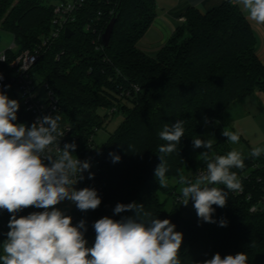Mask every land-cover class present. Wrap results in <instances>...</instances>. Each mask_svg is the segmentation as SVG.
I'll return each mask as SVG.
<instances>
[{"label":"trees","instance_id":"1","mask_svg":"<svg viewBox=\"0 0 264 264\" xmlns=\"http://www.w3.org/2000/svg\"><path fill=\"white\" fill-rule=\"evenodd\" d=\"M41 2L0 0V27L14 36L17 49H6L9 61L23 50H33L50 32L52 9ZM100 11L98 29L86 30L87 22L98 21ZM183 16L184 24L152 56L138 43L157 17V0H90L71 25L75 33L69 38L61 35L40 56L37 72L59 98L60 107L54 115L61 117L60 126L73 127L78 136L76 150L88 151L89 138L108 120L100 116L99 108L117 106L126 114L97 152L98 172L83 185L97 191L101 204L95 210L72 208L63 214L72 218L73 226L85 221L86 246L92 247L94 222L105 216L115 220L134 217L133 212L114 214L113 210L118 203L137 202L150 213L149 219H169L175 231L183 234L180 264H202L216 253L222 258L245 253L247 264H264V206L250 210L264 197L263 153L258 158L244 156V168L231 169L242 184V193L217 184L227 192V200L223 208L212 206L215 223H197L185 217L180 194L169 182L161 187L155 176L162 163L160 155L168 169L167 179L180 180L181 175L206 167L204 157L195 159L191 153L193 138L205 134L208 123H220L214 128L213 156L227 155L232 151L230 141L222 135L228 125L227 109L256 91L264 92L258 37L236 3L226 0L206 13L191 6ZM114 17L117 20L109 45L100 48L101 36ZM7 67L0 65V69ZM134 85L139 91L135 92ZM124 90L131 95L120 97ZM177 120L184 121V136L174 152L161 154L159 147L168 142L161 140L159 133L165 124ZM109 153L120 160L113 163ZM186 178L194 182L195 177ZM161 191L176 194L169 210L165 209L167 201L160 198ZM29 208L18 211L17 218L29 215ZM0 211L7 224L1 235L5 239L12 214ZM221 220L226 226H220Z\"/></svg>","mask_w":264,"mask_h":264},{"label":"clouds","instance_id":"2","mask_svg":"<svg viewBox=\"0 0 264 264\" xmlns=\"http://www.w3.org/2000/svg\"><path fill=\"white\" fill-rule=\"evenodd\" d=\"M246 18L264 24V0H236ZM2 79V77H0ZM10 87V86H6ZM19 103L0 92V209L12 214L8 223L7 239L2 243L0 264H180L178 252L183 234L175 231L169 219L152 218L137 202L118 203L114 214L133 212L135 216H122L115 220L108 216L94 222L95 242L87 247L85 221L76 226L72 218L56 208L62 201L72 202L80 211L95 210L101 198L94 188L77 189L75 185L94 174L90 162L80 160L74 153L73 141L60 147L65 132L60 128L59 115L38 117L31 126L16 124ZM184 121L165 124L160 131L161 140L168 142L159 147L161 154L176 150L184 136ZM232 143L239 142V135L223 131ZM213 139L193 138L194 148H205L200 154L208 162L205 171L196 174L195 182L181 175L180 201L187 206L193 201L197 217L206 223H215L212 207L226 205L227 192L212 185L222 184L227 191H240L242 184L232 168L243 169L244 158L237 150L224 156H210ZM55 145V154L53 147ZM264 148H253L250 156L258 158ZM112 162L120 160L109 153ZM155 170L161 187H167V167L163 162ZM47 161V163H45ZM44 209L17 218L24 208ZM220 226H226L221 220ZM247 255L237 253L221 257L216 253L202 264H247Z\"/></svg>","mask_w":264,"mask_h":264},{"label":"built area","instance_id":"3","mask_svg":"<svg viewBox=\"0 0 264 264\" xmlns=\"http://www.w3.org/2000/svg\"><path fill=\"white\" fill-rule=\"evenodd\" d=\"M50 8L52 9V19H51V30L48 34L42 36L40 43L33 50L26 49L20 52L12 61H9L6 50L0 52V65L7 68L0 69V92L6 93L9 87L17 84L21 92L20 97V112L17 115L16 124H25L31 126L33 122L37 120L38 117L42 118L44 116H53L60 107L59 98L50 87L49 83L43 78L36 76L38 75L36 69V63L40 56L49 48L54 41L60 38L61 35H65V30L71 28V25L76 23L78 20V13L87 5L90 0H50ZM113 13V11H111ZM103 13L98 12L97 22H87L85 25L86 30L93 29L95 32L100 26L99 21H101V16ZM185 20V18H183ZM100 48L105 46L100 43L98 45ZM135 92L139 91V87L134 85ZM131 92L129 90H124L119 93L120 97L130 96ZM108 109V115L112 116L118 111L117 106L106 107ZM23 116V117H22ZM61 130L65 132V135L60 140V147L62 148L65 143L78 142V136L73 130V127L64 124L60 126ZM89 150L85 152H79V149L75 151V155L82 161L90 162L89 171L93 174L98 172V167L96 163V155L99 151L101 145L95 143V135L89 138ZM53 147V154H55V145ZM47 163V161H45ZM206 167L198 168L192 171L193 176L196 178V174L199 171H205ZM84 179L78 182L75 187L77 189L84 188V182L88 179V172H84ZM237 193H242V190L237 191ZM180 200V197H179ZM259 204L264 206V197L260 203L253 205L251 211H257L259 209ZM73 208H76L74 205ZM32 212H38L37 208H29V214ZM7 228V224L3 222L0 211V255H3L2 242L4 239L1 238L2 231ZM95 241H92L94 244Z\"/></svg>","mask_w":264,"mask_h":264},{"label":"rangeland","instance_id":"4","mask_svg":"<svg viewBox=\"0 0 264 264\" xmlns=\"http://www.w3.org/2000/svg\"><path fill=\"white\" fill-rule=\"evenodd\" d=\"M51 2L52 1L50 0H42L41 5L48 8L50 7ZM257 34L259 36L258 38L260 43L263 45L264 43L263 33L260 30H258ZM13 43H14V36L10 32L0 27V52L4 51L6 48L11 47ZM12 49H14L15 51L17 50L16 47ZM36 76L41 77L39 74ZM5 94L9 97V99H14L18 101L19 103V109L17 112L18 115V113L20 112L21 92L17 84H14L12 87L10 86ZM122 102L128 104L129 106L132 105L127 100H123ZM98 112L103 119H106L108 117V120L100 129L96 131V135H95V143L98 145H103L109 139V137L115 132L118 126L123 122L126 114L123 111L118 110L115 112L114 115L109 116L108 109L106 107L99 108ZM226 117L228 121V125L226 126V131L234 132L239 135L238 143L230 142L232 150L239 151L244 157L249 155L253 148L256 147L264 148V92L256 91L254 94L250 95L247 98L239 99L235 101L227 109ZM218 126H220V123L217 121L213 122L212 124L208 123L205 134L201 136H197L196 138H201L204 140L213 139L215 143L216 136H215L214 128ZM205 151H207V149L194 148L193 146L191 154L193 158L199 159L202 158L200 154ZM214 153L215 151L212 147L209 155L213 156ZM191 175L192 172L189 171L186 174V177H189ZM195 179L196 178H194V182ZM167 181L176 190L177 194H180V189L185 186V185H181L179 183V180L176 178L167 179ZM212 186L223 189L219 185H212ZM175 197L176 194L174 193L169 194L164 191L160 192L161 200L167 201L165 205V209L167 210H169L173 206ZM183 214L185 217L190 216L192 217L191 219L199 220V218L197 217L196 210L193 207L192 200L191 202L189 200L188 205L184 206Z\"/></svg>","mask_w":264,"mask_h":264},{"label":"crops","instance_id":"5","mask_svg":"<svg viewBox=\"0 0 264 264\" xmlns=\"http://www.w3.org/2000/svg\"><path fill=\"white\" fill-rule=\"evenodd\" d=\"M226 0H157V17L145 33L144 37L139 41L138 46L148 54L154 56L167 43L177 28L184 24V11L191 6H195L202 13H206L224 3ZM236 3V0H232ZM237 4V3H236ZM246 15V13H244ZM249 20V19H248ZM250 21V20H249ZM257 37L258 30L264 36V24H257L250 21ZM15 42L9 48H15ZM8 49V48H6ZM5 49V50H6ZM264 43H260L258 38L257 53L264 64ZM255 93V92H254ZM253 93V94H254ZM250 96V95H249ZM247 96V97H249ZM246 97V98H247ZM62 212L71 210L74 206L70 201H62L55 206ZM191 219L192 217H188ZM197 223H203L202 220H195Z\"/></svg>","mask_w":264,"mask_h":264},{"label":"water","instance_id":"6","mask_svg":"<svg viewBox=\"0 0 264 264\" xmlns=\"http://www.w3.org/2000/svg\"><path fill=\"white\" fill-rule=\"evenodd\" d=\"M116 20H117L116 17H114V18L111 19V21L109 22V24H108L105 32L101 36V43L104 46H108L109 45L110 39H111V37L113 35V32H114ZM74 33H75V31L72 30L71 28H67L65 30V36L67 38L71 37Z\"/></svg>","mask_w":264,"mask_h":264}]
</instances>
